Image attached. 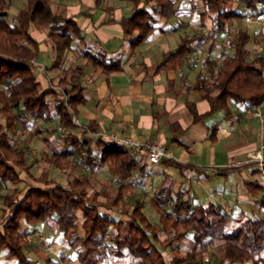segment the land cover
Instances as JSON below:
<instances>
[{
  "label": "trees",
  "instance_id": "obj_1",
  "mask_svg": "<svg viewBox=\"0 0 264 264\" xmlns=\"http://www.w3.org/2000/svg\"><path fill=\"white\" fill-rule=\"evenodd\" d=\"M119 1L131 4L130 15L119 23L124 35H134L133 48L151 35L158 22L179 16L182 2L189 3V13L201 11L202 27L205 21L209 24L206 33L183 36L175 50L162 54L155 67L158 71L184 66L188 53L210 40L214 43L213 34L225 32L231 20L256 10L264 13V0H239L238 5L236 0ZM8 8L9 0H0V255L5 252V258H15L17 264H36L26 255L30 243L21 230L22 222L35 225L51 221L55 231L75 251V264H99L102 257L98 255L103 249L110 250L116 258H133L137 264H201L207 246L214 241L222 243L212 264H262L264 216L245 218L235 224L215 204L193 207L184 192L173 193L169 187L160 189L147 202L138 199L130 208L125 205V196L135 186L131 177L135 173L147 174L146 155L131 154L119 143L93 137L97 131L91 126L72 123L77 107L86 102L81 84L86 66L110 74L121 69L120 63L106 60L103 52L84 42L79 26L66 15L64 5L54 8L52 0H25L11 20L7 18ZM31 26L45 32L53 57L50 69L59 71L57 81L48 78L46 87L36 79L35 72L41 69L46 73V67L37 64L38 45L29 33ZM248 41L247 31L238 29L219 44L220 53L215 60H205L207 74L198 73L187 86L208 102L210 110L204 116L226 109L227 100L251 107L264 102V56L251 58ZM228 49L232 53H227ZM72 52L85 63L66 69L67 55ZM188 108L194 121L202 118L194 105ZM54 115L56 132L65 129L69 133L60 140L43 138L50 154H43L42 162L67 171L65 184L50 178L47 170L38 177L32 176L31 169L38 159H29L25 149L17 144L18 136L30 124L49 122ZM42 133L36 126L28 136L34 138ZM160 163L179 169L182 175L187 167L165 159ZM80 167L87 169L88 174L79 172ZM101 168L116 182L112 197L104 190L89 193L93 188L90 175ZM24 176L32 182L28 183ZM248 185L255 203L264 210V193L258 195L263 187L256 182ZM147 203L157 217L155 221L144 213ZM190 232V249L181 253L176 246Z\"/></svg>",
  "mask_w": 264,
  "mask_h": 264
},
{
  "label": "crops",
  "instance_id": "obj_2",
  "mask_svg": "<svg viewBox=\"0 0 264 264\" xmlns=\"http://www.w3.org/2000/svg\"><path fill=\"white\" fill-rule=\"evenodd\" d=\"M65 10L66 15L76 21L84 42L91 49L103 52L106 60L118 61L121 65L119 71L110 74L94 70L89 64L86 66L81 79L86 102L76 109L78 122L95 131L114 132L120 137L162 145L167 153L165 160L187 166L182 175L179 169L162 163L148 164L147 174L135 173L131 177L135 184L133 192L147 195V202L160 189L169 187L173 193L184 192L193 207L215 204L235 224L245 218L264 216V210L248 190V184L256 182L263 187L258 195L264 193V164L260 166L250 158L258 151L264 158V106L259 107L261 117L257 118L252 116L251 106L227 100L226 109L204 116L210 110L208 102L199 92L187 88L198 73L207 74L205 60L213 61L219 56V44L223 42L220 37L227 41L238 29L246 28L250 43L246 47L251 58L264 56V46H261L264 43V13L253 12L254 20L249 24L244 21L247 13L231 20L225 32L213 34L214 47L208 49L210 40L205 52L200 50L201 46L188 53L181 68L158 71L155 67L161 55L177 48L180 32L189 36L194 27L199 30L197 34L207 32L209 24L205 21V27L200 25L201 11L179 14V23L167 25L168 21H163L157 24L151 35L133 48L134 35H124L119 23L122 17L130 15L131 6L123 12L121 8L106 7L99 0H77L76 5H67ZM108 19L111 21L106 22ZM29 33L38 45L37 64L40 66L38 62L47 60L51 64L53 57L45 41V32L31 26ZM227 53L232 51L228 49ZM84 63V59L72 52L67 55L65 68ZM54 71L46 67L45 72L51 78L49 73ZM36 79L46 87V74ZM191 104L201 119L193 120L188 108ZM257 167L260 171L256 172ZM24 179L32 182L26 176ZM115 192L116 189L109 195L112 197ZM43 223L47 222L27 226L34 230ZM186 240L179 244L191 245L190 233ZM215 242L222 243L214 241L213 244ZM67 246L64 244V249Z\"/></svg>",
  "mask_w": 264,
  "mask_h": 264
},
{
  "label": "rangeland",
  "instance_id": "obj_3",
  "mask_svg": "<svg viewBox=\"0 0 264 264\" xmlns=\"http://www.w3.org/2000/svg\"><path fill=\"white\" fill-rule=\"evenodd\" d=\"M52 1H53V7L56 8V6L58 5L74 6L76 5L77 0H52ZM99 2L111 9H113L114 7L118 9L121 8L123 12H127L131 6L130 3H124L119 0H99ZM24 4H25V0H9V8H8V16H7L8 20H11L13 16L17 13V11L23 8ZM188 4H189L188 2L181 3L182 6V11L180 13L181 15L183 13H187ZM238 4H239V0H236L235 5ZM250 15H252V13ZM258 19L262 20V16H259ZM162 22L163 20L160 21V23L158 24H161ZM179 22L180 21L178 20L177 17H172L170 20H168L167 25H172ZM191 30H192L191 32L189 31V36L199 32V30L196 27H194ZM244 30H246V28H244ZM179 35L181 37L184 36L182 32H180ZM220 39L223 42H226L225 39L223 40V37L222 38L220 37ZM207 44L202 46L203 48H201L200 50L203 51L205 48H207L209 46V45L207 46ZM248 45L250 46V43H248ZM261 46H264V43L261 44ZM212 47H214V43H212L211 48ZM39 60L43 62L41 58ZM38 63L42 68L44 66L47 67L48 70L50 69L51 64L49 63L48 60L44 63H40V62ZM58 73L59 71H54V72H50L49 74L50 76H53L51 78L54 81H57L56 75ZM35 74L37 78H41L45 74L49 78V75L47 73L45 74L42 73L41 69L40 71H36ZM36 126H39V128L43 130V133L39 136H35L34 138H29L28 136L29 133ZM56 127H57V117L55 115L53 116V119L49 122L37 121L36 123H32L30 124L26 132H22L18 136L19 138L17 144L20 145L23 149H25L29 159L33 157L38 159V162L31 169L32 176L38 177L42 172V170H47L50 177H52L54 180L62 184H65L67 182V171H59L57 169H53L51 167H48L46 164L42 162V155L50 154L48 144L44 142L43 138L46 137L53 140H58V139L60 140L62 138L61 134L56 132ZM97 131H101V130H97ZM79 172L87 173V169L80 167ZM90 178L92 180V186H93V188L89 189L90 194L94 192V190H104L105 192H108L110 194L114 192V189H116V182L112 178H110V176L106 173L105 168H101L97 170V172L94 175L93 174L90 175ZM146 196L147 195L144 194L141 195V193H138L137 195L135 194V192L132 191L127 196H125L124 203L127 207L130 208L131 205L138 199L146 201L147 200ZM144 213L148 215V217L153 221L157 219L156 215L154 214L150 206L145 207ZM21 230L26 231L27 238L30 243V246L26 250V255L29 259L34 260L36 264H73L74 258L76 257L75 251L73 249L68 248L69 246H67V243L63 239L62 234L55 231V228L51 223V221H47V223H43L34 230H30L27 224L25 222H22ZM64 244L67 246L66 247L67 249H64L63 247ZM189 246L190 244L188 243L186 245L178 244L176 247L178 248L177 250L179 252L185 253L190 249ZM220 248H221L220 242L209 244L207 246V251L203 255V260L201 264H212L214 260L217 258V256L220 254ZM98 256L102 257V259H100L101 261L99 262V264H137L136 260L130 257L116 258L114 255L110 253V250H106V249L101 250ZM0 262L1 264H17L15 258L6 259L5 252L0 255Z\"/></svg>",
  "mask_w": 264,
  "mask_h": 264
},
{
  "label": "built area",
  "instance_id": "obj_4",
  "mask_svg": "<svg viewBox=\"0 0 264 264\" xmlns=\"http://www.w3.org/2000/svg\"><path fill=\"white\" fill-rule=\"evenodd\" d=\"M244 21L246 24H249L253 21L252 15L248 14L245 18ZM264 106V102L260 105L254 106L250 109V112L252 116L260 118L261 114L259 112V107ZM72 123L80 127V123L78 122L77 118L75 116L72 117ZM68 131L65 129H61L60 134L62 137H65L68 135ZM82 133V129L79 131V134ZM93 137L100 136L103 137L104 139L119 143L122 147L128 149V151L131 154L134 155H146L147 157V162L151 165H156L159 164V162L167 157V153L165 148L162 145L159 144H149L146 142H139L137 140H134L129 137H120L114 132L111 133H106L104 131H97L94 134H92ZM82 155L84 156L85 153L82 152ZM251 159L255 160L258 162V164L261 166L264 164V158L261 156L260 152H256L253 154ZM250 161V160H249ZM248 161V162H249ZM108 237H106V240Z\"/></svg>",
  "mask_w": 264,
  "mask_h": 264
}]
</instances>
